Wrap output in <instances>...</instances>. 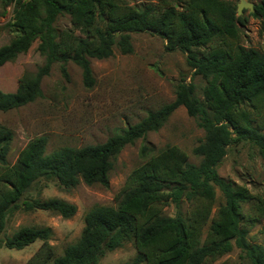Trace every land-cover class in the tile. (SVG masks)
I'll return each mask as SVG.
<instances>
[{"label":"trees","instance_id":"16d2710c","mask_svg":"<svg viewBox=\"0 0 264 264\" xmlns=\"http://www.w3.org/2000/svg\"><path fill=\"white\" fill-rule=\"evenodd\" d=\"M12 5L6 24L13 37L0 46V66L13 61L38 41L44 57L36 72H25L14 91L0 89V112L42 96L41 82L53 63L80 67L82 82L95 79L91 59L133 51L132 33L149 31L165 40L169 51L185 54L187 66L205 81L203 98L191 82H179L174 99L105 141L80 147L60 146L47 151V137L39 135L9 164L12 130L0 124V245L22 249L42 243L26 264H98L108 252L132 243L136 254L124 264H204L240 249L251 264H264V243H252L249 231L264 218V193L220 176L217 165L233 143L251 142L264 159V0L252 13L260 18L261 49L241 41L236 6L228 0H2ZM70 26L58 28L60 15ZM184 106L197 118L203 140L193 148L198 164L178 145L150 154L140 147L143 161L126 176L115 205H97L84 214L79 237L60 254L49 244L48 226L20 225L5 235L17 212L45 210L64 218L76 206L62 198L41 197L49 183L68 190L79 182L107 187L114 160L122 149L158 130L170 114ZM216 188L223 196L216 204ZM175 208L173 215L166 207ZM186 205L187 209L183 210ZM248 208V211L246 210ZM222 264H226L223 262Z\"/></svg>","mask_w":264,"mask_h":264},{"label":"rangeland","instance_id":"374dc122","mask_svg":"<svg viewBox=\"0 0 264 264\" xmlns=\"http://www.w3.org/2000/svg\"><path fill=\"white\" fill-rule=\"evenodd\" d=\"M130 4L149 0H126ZM155 2V0H152ZM235 6L239 0H228ZM253 4V11L243 8L238 15L241 21V41L247 47L261 49L262 40L258 34L260 18L252 14L255 6L262 0H246ZM12 5L4 6L0 0V46L9 42L14 33L7 27L12 17ZM58 28L70 26L67 15H60L56 21ZM133 51L121 54L115 51L105 59H91V68L95 83L86 88L82 82L81 69L69 62L66 65L67 76L59 63H53L49 73L41 82L42 96L24 106L0 112V124L12 130L13 137L7 161H16L19 151L32 138L45 135L47 151L68 145L80 147L90 143L105 141L109 136L134 124L165 103L171 102L174 88L179 82H191L195 94L202 99L205 81L194 75L187 66L185 54L179 50L169 51L165 40L149 31L132 33ZM38 41L33 42L25 53L19 54L13 61L0 66V89L14 91L18 79L25 73H34L43 64L44 57L37 50ZM204 138V131L198 125L197 118L188 114L184 106L177 107L167 121L156 131H150L144 138L126 145L114 160L110 172L109 184L87 185L79 182L75 187L64 190L49 183L42 190L41 197H59L76 206V212L69 218L45 210L17 212L9 220L5 235H10L20 225L48 226L51 237L48 242L56 254L75 241L84 226V214L97 205H115L116 196L122 188L128 173L143 158L140 147L148 146L150 154L158 152L170 144L181 147L189 156V161L198 164L200 157L193 153ZM220 176L246 186L251 193H264V159L256 147L249 141L233 143L217 165ZM217 198L213 208L223 202L221 191L216 188ZM186 205L183 210H186ZM248 211V208L246 207ZM165 213L173 215L175 208L166 207ZM4 234L0 235L2 238ZM252 243H264V218L249 231ZM35 240L22 249H10L0 245V264H26L29 257L41 245ZM136 254L132 243L108 251L98 264H124ZM251 264L239 248L234 247L216 260L204 264ZM145 264V263H140Z\"/></svg>","mask_w":264,"mask_h":264},{"label":"water","instance_id":"95a60500","mask_svg":"<svg viewBox=\"0 0 264 264\" xmlns=\"http://www.w3.org/2000/svg\"><path fill=\"white\" fill-rule=\"evenodd\" d=\"M243 8H248L250 11H253V4L251 2H247L246 0H239L236 4V15H240L242 13Z\"/></svg>","mask_w":264,"mask_h":264}]
</instances>
